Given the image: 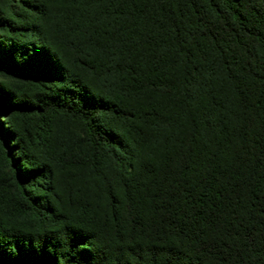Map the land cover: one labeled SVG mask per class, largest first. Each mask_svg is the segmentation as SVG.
Returning a JSON list of instances; mask_svg holds the SVG:
<instances>
[{
  "label": "trees",
  "instance_id": "obj_1",
  "mask_svg": "<svg viewBox=\"0 0 264 264\" xmlns=\"http://www.w3.org/2000/svg\"><path fill=\"white\" fill-rule=\"evenodd\" d=\"M14 2L0 264H264V0Z\"/></svg>",
  "mask_w": 264,
  "mask_h": 264
},
{
  "label": "rangeland",
  "instance_id": "obj_2",
  "mask_svg": "<svg viewBox=\"0 0 264 264\" xmlns=\"http://www.w3.org/2000/svg\"><path fill=\"white\" fill-rule=\"evenodd\" d=\"M18 0H15V2H17ZM23 1H29V3L32 5L33 7V10L34 8H37V9H42L44 11H52L53 9L57 8L60 6V3L59 2H63L65 0H23ZM31 1V2H30ZM14 4L16 5V7H18V9H20V3H15ZM29 3H25L26 5H24L25 7H28L29 6ZM21 11V10H20ZM28 14V12H27ZM31 15V13L29 14ZM32 16V15H31ZM11 81H14L13 79L9 78ZM0 117L2 118L1 114H0ZM56 128H62V130L65 132V131H70V130H76L78 131L79 130V127L74 124V123H71V122H64L60 125H58Z\"/></svg>",
  "mask_w": 264,
  "mask_h": 264
}]
</instances>
